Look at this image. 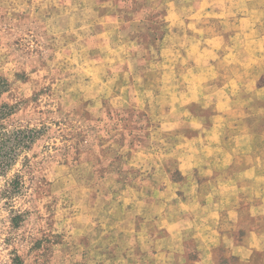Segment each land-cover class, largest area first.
I'll use <instances>...</instances> for the list:
<instances>
[{
	"label": "rangeland",
	"instance_id": "rangeland-1",
	"mask_svg": "<svg viewBox=\"0 0 264 264\" xmlns=\"http://www.w3.org/2000/svg\"><path fill=\"white\" fill-rule=\"evenodd\" d=\"M220 32L214 80L258 76L239 62L264 68V0H0V123L42 131L0 172V264H140L128 230L163 215L168 150L206 114L187 104L190 38Z\"/></svg>",
	"mask_w": 264,
	"mask_h": 264
},
{
	"label": "crops",
	"instance_id": "crops-1",
	"mask_svg": "<svg viewBox=\"0 0 264 264\" xmlns=\"http://www.w3.org/2000/svg\"><path fill=\"white\" fill-rule=\"evenodd\" d=\"M208 13L225 23V14ZM250 22L245 15L237 20L242 30ZM243 32L234 37L245 38ZM166 41L167 36L162 44ZM225 43L223 32L190 38V77L199 84L193 88L190 79L187 104L206 114L189 110L184 115L183 128L193 134L168 150L180 179L159 187L170 203L162 202L163 215L156 224L128 230L134 241L127 257L131 263L264 264V68L262 58L245 63L249 55L242 49L239 70L258 76L249 79L231 70L224 81L214 80L220 67L214 62L223 57Z\"/></svg>",
	"mask_w": 264,
	"mask_h": 264
},
{
	"label": "trees",
	"instance_id": "trees-1",
	"mask_svg": "<svg viewBox=\"0 0 264 264\" xmlns=\"http://www.w3.org/2000/svg\"><path fill=\"white\" fill-rule=\"evenodd\" d=\"M8 107L0 109V121L3 122L10 115L12 110ZM42 135V131L37 129H14L7 131L0 123V172H5L15 164L19 154L22 151L30 149ZM13 187L16 188L18 180L13 181ZM16 185V186H15Z\"/></svg>",
	"mask_w": 264,
	"mask_h": 264
}]
</instances>
